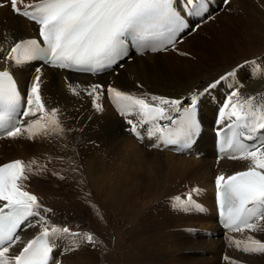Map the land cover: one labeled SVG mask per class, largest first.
Here are the masks:
<instances>
[{
    "label": "snow or ice",
    "instance_id": "1",
    "mask_svg": "<svg viewBox=\"0 0 264 264\" xmlns=\"http://www.w3.org/2000/svg\"><path fill=\"white\" fill-rule=\"evenodd\" d=\"M223 2L231 4V0ZM177 4L178 0H0V8L10 7L15 15L38 26V38L8 41L5 34L0 44V138H50L65 141L67 147L74 129L65 123L61 107H48L42 98L44 66L99 73L114 65L123 68L122 61L131 59L132 50L139 55L178 51V38L189 25ZM182 7L201 21L214 19L208 0H185ZM198 28L196 24L191 30ZM33 62L40 63L22 89L19 74ZM248 65L261 66L258 60H246L180 97L148 91L137 94L112 83L84 86L67 77L65 83L73 96L89 97L98 112L103 111V98H107L124 117L127 131L153 140L152 148L179 146L189 150L201 133L202 100ZM225 86L229 91L218 105L216 120L219 152L232 160L250 161V166L215 177L217 202L224 228L243 234V239L229 237L230 244L243 254L264 255V240L253 235L264 232V93L242 95L243 84L239 82ZM137 88L143 89V85L137 84ZM45 172L47 165L40 166L35 159L0 162V264H63L56 252L64 256L85 245L97 246L94 233L54 223L53 208L27 190L32 178ZM51 175L66 178L57 172ZM196 191L192 189L186 199L176 196L174 206L196 207L192 199ZM31 229L37 230L36 234L25 240L21 233ZM61 240L65 241L63 246ZM224 259L229 264H242L229 256Z\"/></svg>",
    "mask_w": 264,
    "mask_h": 264
},
{
    "label": "bare ground",
    "instance_id": "2",
    "mask_svg": "<svg viewBox=\"0 0 264 264\" xmlns=\"http://www.w3.org/2000/svg\"><path fill=\"white\" fill-rule=\"evenodd\" d=\"M28 1L30 0H25V2ZM258 6L261 7L259 8ZM4 13H6V10L0 9V24L2 25V28H0V44L4 43L5 34H7L8 41L16 37L32 36L30 23L18 16L12 15L10 12H8L9 21L3 23L2 18L4 17ZM210 20L217 22L222 28V33L225 35L228 36L229 32H233L234 34L231 35L233 36V41L237 44L242 41L241 38L254 39L258 36L262 37V35L264 37V0H231L230 5L221 7L215 13L214 19ZM207 22L201 23L200 26L204 24L203 27H205ZM192 38V35L189 33L176 45V47L186 46L187 52L185 53L188 55H180V53L173 50L140 56L131 54V59H125L122 62L123 68L116 67L110 72L103 73L99 80L103 81L104 85L112 83L122 90L136 92L137 94L140 91H148L157 95L180 97L197 86H205L214 78H217L248 58V56H244L236 62L225 61L219 58H213L204 62L197 61L192 55V51L194 50ZM261 49V46L255 48L252 50V53H257ZM252 53L248 55L251 57ZM159 55H164L163 62L166 65L165 67L157 65L156 57ZM193 59L197 63H194ZM260 65L259 68L251 65L245 66L237 73V78L243 84V88L241 89L242 95H253L264 90V65L263 63ZM255 70L259 71L260 74H257L258 72L254 73ZM43 71L41 95L46 106L58 105L61 107L66 117L65 123L74 129L68 136L67 147L64 146L65 141H56L50 138L38 137L35 141H28L22 137L17 140L4 138L0 140V162L12 158L24 159L25 161L35 159L38 160L40 166L47 165V172L42 176L33 177L27 190L36 194L46 206L53 208L55 212L53 222L58 225L64 226L67 224L68 226H72L73 231L82 230L88 232L89 230V222L84 219L85 212L83 213V209L78 207L79 205L77 206L76 202L72 204V199H77L78 191H76L75 187L79 186L81 176L90 181L95 188L97 186L102 187L100 189L109 195L116 205L126 209L127 212H132L131 214L135 218V212L137 211L136 202L139 200L135 201V199L138 198L139 192L143 193L142 196L145 193L159 194L158 183H155L153 180L149 181L146 176H140L138 181H132L126 187L121 186L118 191L115 189L111 181V174L115 171L111 170V165L118 163L119 150L122 148L123 142H125V146H128V151L152 154L158 159L164 156L165 158L182 161H198L197 167L192 170L191 174L194 176L195 184L200 185H204L202 182L208 179L207 176L209 174L211 176L214 172H223L227 175L230 172L244 168L246 165V163L243 164L240 161L227 163L224 159H221L217 165L218 169H213L214 156L212 143L210 147L206 143L203 150L199 146L204 136L208 139L212 136L211 130L207 131L210 128L211 122H207L204 116H202L203 100L200 106V116L204 127L193 149L196 148L197 151L204 153V155L199 159H195L194 156L183 157L166 149H152L146 140L133 138L129 131H127L128 125L125 119H123L124 117L117 116L116 112L108 107L104 99L103 111L98 112L92 107L89 97L86 95L80 97L73 96L68 91L65 78L62 77L60 72L51 71L46 68H43ZM31 73L32 66H29L19 74V83L22 89L30 80ZM67 79L71 82L68 77ZM72 82L86 86L91 83V80L81 81L79 79H72ZM137 84L143 85V89H138ZM219 94L220 91L217 88L209 97L218 103ZM3 141L12 142L22 153L2 152ZM10 148L9 145L6 146V149ZM193 149L188 152L190 154L193 153ZM208 154H211L212 157L209 158ZM42 159H44V164L41 163ZM64 168L65 171L63 170ZM73 168L78 169V171H75V173L69 171ZM52 172H57L66 178L63 180L59 179L58 176L51 175ZM181 182V185L178 182V186L175 185L173 188L180 190L194 183L189 182V180ZM172 194H164L155 199L151 204L150 210L144 211L143 215L147 216V218L151 217L156 223L166 222L162 212L164 210H172L170 201L167 199ZM127 202H130V204ZM160 206L163 208L160 209ZM208 207H210V210L205 215L195 212L186 214L175 213V209L172 211L175 214H172L179 215L178 219H187L186 216L189 217L187 219L188 222L192 221L199 225V229L208 227L211 230H215L212 201ZM82 223L85 224V227L82 226ZM141 223L143 233L139 232L138 223H136L134 227L135 231L132 234L135 255L141 254L144 264H177V253L167 254L165 255L167 258L161 260L164 256H161L153 247L155 242L162 243L167 239V236L165 234L157 235L150 231L152 230L151 222L142 221ZM185 226L189 227V225ZM182 228H174V230L177 229L176 231L183 232L185 237L189 236ZM36 231L35 229H31L27 232H22L21 235L27 240ZM258 234L262 235L260 237L264 240V232L254 235ZM64 243L65 241L62 240L61 246ZM208 243L212 244L211 258L214 259L220 253L222 244L219 242V239H209ZM97 251V248L94 249L91 245H85L75 253H71V255L78 256L76 264H97ZM228 256L244 262L246 260L249 261L246 255H234L228 252ZM58 257L62 258L60 253H58L57 259ZM61 260L63 264H67L64 259ZM257 260H259V263ZM254 262L256 264H264V255H259Z\"/></svg>",
    "mask_w": 264,
    "mask_h": 264
},
{
    "label": "rangeland",
    "instance_id": "3",
    "mask_svg": "<svg viewBox=\"0 0 264 264\" xmlns=\"http://www.w3.org/2000/svg\"><path fill=\"white\" fill-rule=\"evenodd\" d=\"M258 7L260 8L261 6ZM0 9L6 10L2 22H8V12L10 11L7 7H2ZM203 26L204 24L199 26L200 28L196 32L191 33L193 37L192 46H194L192 55L197 61L204 62L213 58H219L225 61L236 62L244 56H248V58L246 57L247 59L258 57L257 60L264 65L263 35L262 37L258 36L254 39L241 38L242 41L237 44L233 41V36L231 35L234 33L229 32L228 36L225 35L222 33V28L217 22L209 20L206 23V26ZM0 28H2L1 24ZM230 36L232 37L230 38ZM260 46L262 47L260 51L252 53L253 49ZM176 48L178 49V51H176L177 53L187 52L186 46L182 45ZM250 53L253 54H251V57L248 55ZM163 59L164 55L156 57L157 65L160 67L166 66ZM195 59H193V62L197 63ZM203 102L202 116L207 113L210 115L209 119L212 120L214 116L213 104H217V102L209 96H206L203 99ZM209 129L211 130V128H208L207 131ZM22 138L26 139L25 137ZM202 139L203 141L199 145L200 149L203 150L206 143L210 147L212 136L210 139L205 138V136ZM3 142L2 152L22 153L12 142ZM123 143L122 148L119 150V158L117 159L118 163L111 165V170L115 171L111 174V181L113 186H115V189L118 191L121 186L126 187L130 182L138 181L140 176H146L149 181L153 180L155 183H158L159 194L145 193V195L142 196L143 193L139 192L138 198L135 199V201L139 199L136 202L137 211L135 212V218L133 214H131L132 212H127L126 209L116 205L114 200L100 189L102 187L97 186L96 188L98 190L96 191L95 186L81 176L79 186L77 185L75 187L76 191H78L77 199H72V204L76 202L77 206L79 205L78 207L83 209V213L85 212L84 219L89 222L88 229H90L97 238V264H144L141 254L135 255V248L132 243V234L135 231L134 227L136 223H138L139 232L143 233V229L141 228L142 221L151 222L152 230L150 231L157 235L165 234L167 236V239L162 243L155 242L153 244L154 249H156L161 256H164L161 260L166 259L167 256L165 255L167 254L177 253V264H219V254L216 255L214 259L211 258L212 244L208 243L209 239L203 237H195L191 239L189 236L185 237L183 232L176 231L177 229L174 230V228L184 227L185 225H194L199 229V225L192 221L188 222L187 219L189 217L186 216L187 219H178L179 215H174L176 212L174 213L164 210L162 215L165 216L166 222L156 223L151 217L147 218V216L145 217L143 215L144 211L146 212L150 210L151 204L155 199L164 194L169 195L178 191L179 189L173 188L175 185L178 186V182L179 184H182L181 181L186 182V180L194 182V176L191 173L192 170L197 167L198 161H182L179 159L165 158L164 156L158 159L152 154L128 151V146H125V142ZM8 145L11 147L10 149H6V146ZM191 154V156H193V153ZM181 156L185 157L184 155ZM210 157H212L211 154L209 155V158ZM164 159L166 160L163 161ZM69 171L75 173L72 169ZM211 176L209 174V176H207L208 179L205 182H202L205 186V190H207V192L204 191V194L206 195H202L203 199L200 196L198 197L200 200H203L204 203L207 202V205L212 201ZM192 184H195V182ZM204 199L206 200L204 201ZM86 201L94 202V206H88V203L85 204ZM127 203L130 204V202ZM162 208L163 207L160 206V209ZM82 226L85 227V224L82 223ZM258 256L259 254L248 256L249 261L246 260V262H248V264H256L254 260H256ZM60 259H64L67 264H76L78 256H72L70 253L62 256ZM257 262L259 263V260H257ZM222 264H229V261L224 260Z\"/></svg>",
    "mask_w": 264,
    "mask_h": 264
},
{
    "label": "trees",
    "instance_id": "4",
    "mask_svg": "<svg viewBox=\"0 0 264 264\" xmlns=\"http://www.w3.org/2000/svg\"><path fill=\"white\" fill-rule=\"evenodd\" d=\"M210 115L209 114H204V119L207 121V122H212V120L209 119Z\"/></svg>",
    "mask_w": 264,
    "mask_h": 264
}]
</instances>
